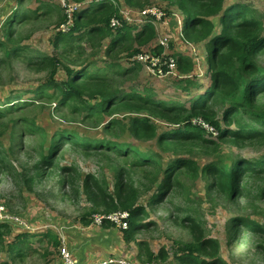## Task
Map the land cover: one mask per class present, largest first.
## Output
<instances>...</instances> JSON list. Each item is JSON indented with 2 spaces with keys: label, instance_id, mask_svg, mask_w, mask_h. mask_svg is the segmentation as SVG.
Segmentation results:
<instances>
[{
  "label": "rangeland",
  "instance_id": "obj_1",
  "mask_svg": "<svg viewBox=\"0 0 264 264\" xmlns=\"http://www.w3.org/2000/svg\"><path fill=\"white\" fill-rule=\"evenodd\" d=\"M253 2L259 11L264 13V0ZM151 5L159 7L165 11L166 15H179L180 10H168L161 0H153ZM120 8L134 10L133 18H136L138 14L135 12L137 10L128 5L121 4ZM62 14H64L63 10ZM217 18H212V20L216 22ZM137 24H139L138 19L134 25ZM56 25L57 23L51 24L50 27L47 25L38 38L23 37L24 40H20L16 46L27 47H24L17 57L5 58L0 48V58H3V61L0 62V107L5 104L6 98L14 97L15 92L22 95L21 100L30 99V102H22L26 103L22 106V110L15 113L7 112L6 116L0 118V131L3 132L0 143L4 144V147H13V152L7 157L6 162L16 170L11 172V168L8 166L6 169L0 167V203L13 213L20 214L30 221L38 220L30 215V211L35 214L42 211L43 215L47 219L49 218L50 224L55 225L63 220L80 223L78 218L83 215L92 219L94 214L111 212L106 210L109 208L110 199L113 198L115 202V191H117L115 172L124 170L120 178L123 195L129 193V186L131 188L139 187L141 190L143 189L140 188L141 184L148 185L150 183L148 188L151 186L153 189L144 188V195L140 197L144 211L136 216L134 225H137L138 230H134L132 243L127 244L129 249L134 251V255L137 254V251L141 252L142 262L189 264L182 262L180 257L183 256L198 257L196 261L210 260L192 249L200 240L208 237L217 239L219 243V248L216 251L208 248L210 252L218 254L221 258V261L215 264H264V232L251 231L246 225H239L234 230L228 228L230 219L233 217L255 221L264 226V145L259 142L251 144L248 140H241L242 142L235 144L230 138L223 141L218 139L219 129L226 126L221 119L222 111L232 101L221 103L215 108L217 115L214 120L218 121V128L210 121H203L201 117H195L190 121L191 125L200 127V131L192 129V134L199 132L202 137L216 144L188 139L183 144L187 149L185 151L173 152V149H165L166 145L162 150L156 139L137 140L131 137L126 128L123 130V127L120 126L114 129L116 135L111 139L118 140L122 150L135 148L133 151L130 150V153L118 154L115 151H110L107 154L104 148H81L79 144L87 141L83 138L95 140L103 137L100 136L102 124L95 127V121L99 120L101 116L97 118L98 115H93L83 119L86 109H77L76 112L71 113L72 107L79 105L80 101L73 103L68 101L65 105L62 104L60 107L55 105L54 107L57 99L53 96L47 100V95L38 98L39 96L32 92H25L35 90L49 80L48 69L38 70L35 65H28L27 62L28 59H35L39 56L38 52L47 50H51L54 55H59L57 51L56 54L52 52V46L50 48L48 44L53 33H56L54 30ZM20 31L23 35H30L32 33L31 23H26ZM180 38L184 42L181 36ZM14 42L16 41L9 42L8 45L11 47L16 44ZM81 45L80 49L69 52L66 57H58L59 65L54 69L56 80L66 81V73L63 68L64 70L65 68L79 69L80 65L90 63L91 71L103 69L111 72L114 69L122 70L123 68L120 66L124 63L130 65L132 63L124 55L104 56L105 44L95 45L92 48L82 41ZM195 47L196 54L200 59L203 53L202 49L200 45H195ZM258 63L264 67V55L258 58ZM198 64L204 67V78L201 77L204 80L197 82V77L192 79L191 81L197 83L198 87H192L189 92L180 90L185 82H181L175 77L164 79L139 77L137 79L133 74H128L125 78L116 74L112 84L123 87L127 91L136 89L149 97L169 104H181L188 107L190 98L201 92L206 79L209 78L207 65L205 67L203 61L194 65L197 67ZM199 70L200 68H196V71ZM144 86L151 87L153 91L156 88L160 89L161 93L143 92L141 88ZM191 86L189 84L188 88ZM199 87L200 89H198ZM209 91L207 90L205 93ZM48 92L52 93V90H48ZM1 109H4L3 106ZM111 117L124 120L130 117V114L118 113ZM111 117L103 116V121ZM198 119L204 122L207 127H204ZM231 119L230 127L233 129L256 126L243 112L236 113ZM152 120L157 125V133L184 127L183 124H167L157 118ZM24 122H30L34 127L23 126ZM256 127H259L258 124ZM70 136L74 141L70 139ZM149 150L158 154L155 157L159 159V163L152 166L151 163L145 167H150V171L138 168L134 164L135 152L140 153L139 157H141L150 154ZM40 152L45 153L46 156L40 158ZM176 157H184L196 162L195 174L186 169H177L170 183L164 184L163 190H158L159 183L155 184V182L160 181L164 168L171 159ZM37 160L39 166L34 169L32 164ZM235 162L247 163L251 168L245 170L241 175L238 192L229 197L227 194L219 192L218 189L220 186L229 188V168ZM45 163L50 164L49 168H44ZM207 163H211L218 170L211 174L199 173L200 168ZM25 168L27 169L25 172L16 175ZM90 174L102 180L100 184L101 196L97 195L92 188L93 182L88 181V188L85 183L83 184V179L85 177L87 179V175ZM30 177H32L33 183L29 184L32 185L36 193L26 189L28 183L26 184L25 180ZM241 193L244 196H241ZM115 211L120 210L115 209L112 212ZM37 217H40L39 213H37ZM39 221L43 222V220ZM109 223L105 222L106 225ZM130 226L131 223L130 225L128 223L126 228L120 229L121 235H123V231L132 229ZM141 241L146 245L140 247L138 243ZM148 251L152 256H149ZM34 256L33 254L26 259L25 264L41 263L40 258L37 260Z\"/></svg>",
  "mask_w": 264,
  "mask_h": 264
},
{
  "label": "trees",
  "instance_id": "obj_2",
  "mask_svg": "<svg viewBox=\"0 0 264 264\" xmlns=\"http://www.w3.org/2000/svg\"><path fill=\"white\" fill-rule=\"evenodd\" d=\"M77 1V0H75ZM80 1V0H78ZM83 1V0H81ZM167 1L170 5H175L182 13V37L188 42H204V48L206 51V63L210 72L211 86L209 92L203 93L197 96L191 101L188 107L181 104H169L165 101L149 97L146 94L139 92L136 89L125 90L123 87H117L112 84V80L116 76L125 78L129 72V68H123V70L114 69L111 72L103 69H95L91 71L89 69L90 63L86 65H80L79 69L63 68L66 73V81L56 80V71L54 69L59 65L58 57H66V54L72 51H77L82 47L81 41H86L92 48L95 45H100L101 40L106 36L115 35L120 38H114L105 45L103 49L104 56H120L123 53L125 58L129 60L132 68L145 67L142 63L132 60L131 57L139 52H142L140 47L145 46L148 42L155 37V31L152 26L153 19L148 18L140 28L136 25L120 20L119 10L121 4L118 0H98L95 3L87 4L85 7H81L74 13V22L70 27V30L64 34H58V40L60 36H65L62 41V49L59 55H46L40 53L35 59H28L27 64L35 65L36 69H48L49 80L43 85L32 91L34 95L39 96L47 95V100L51 96L57 99V103L54 104L60 107L62 104H66L68 101L72 103L80 101L79 105H75L71 109V113L77 111V109H86V117L98 115L99 120L95 121V127L102 124V133L100 139L89 140L85 137L83 139L86 142L80 143V147L87 148H104L106 152L115 151L118 154H128L130 150L135 148L122 150L119 147V141H114L111 138L114 137V129L116 127L126 128L131 137L137 140H150L156 139L161 149H173V152H182L185 149L183 145L188 139H197L203 143H214L213 141L206 139L200 135V133L192 134L191 130L200 131V127L197 125H191L190 121L195 117H201L203 121H210L218 128V121L216 118V107L221 103H226L231 100L232 103L225 107L222 111L221 119L225 123L224 128L219 129L218 139L223 141L226 138L233 140L235 144L248 140L251 144L259 142L264 145V67L258 63V58L264 55V13L259 11L252 3L244 0H230L228 4H225V0H163ZM152 0H123L125 5L139 11L143 8L151 5ZM15 15V14H13ZM62 20L65 17L62 14ZM112 17L118 18L120 25L112 28L110 26V19ZM218 17L216 22H213L212 18ZM15 16L8 17L1 26L0 36V48L5 58L11 59L20 55L21 50L24 47H17L19 43L18 38H15ZM59 22V23H60ZM57 23V24H59ZM218 27L215 30V27ZM85 28V36H82V32H79L82 28ZM140 29V30H139ZM133 30H137L132 34ZM78 31V32H77ZM96 35V36H95ZM13 46L8 45L9 42H13ZM134 44L138 46L133 47ZM163 49V47H162ZM161 47L157 45L155 52H160ZM173 57L177 59V69L183 74H190L187 72L192 71V60L179 52H171ZM3 58H0V62ZM106 61V59H105ZM146 70V69H145ZM147 71V70H146ZM148 72V71H147ZM58 73V70H57ZM192 76V75H191ZM123 81V80H122ZM186 83H191L188 77L180 79ZM48 90H52L49 93ZM14 97H8L5 100V104L0 107V118L7 115V112L15 113L18 110H22V106L30 102L29 100H21L22 95L19 92H15ZM15 99V100H14ZM92 103V104H90ZM3 106L4 109H1ZM54 109V108H53ZM4 110V111H3ZM245 113L256 126H246L240 129H233L230 127L231 117L236 113ZM118 113H128L130 117L122 120L115 116ZM104 117H111L108 120L103 121ZM153 118L160 119L167 124L178 125L183 124V128L173 129L172 131H164L157 133V125L153 122ZM23 126L34 127L32 123H23ZM3 132L0 131V140ZM70 139L74 141L72 136ZM216 144V143H214ZM41 146V145H39ZM217 146V145H216ZM13 152V147H4V144L0 143V167L1 169L11 168V172H15V168L7 163V157ZM140 152V151H139ZM150 154L147 156L139 157L140 153L134 154V164L138 168H145L146 166L155 165L159 163V159L156 158L155 152L149 150ZM40 158L46 156L44 153H39ZM39 160V159H38ZM32 164V168L37 169L39 161ZM196 162L184 158L176 157L170 160L169 164L163 170V176L158 184V190H163L164 184H169L173 174L177 169H186L189 172L195 174ZM44 168H49L50 164L45 163ZM247 163L235 162L229 168V188L219 187L218 191L227 194L229 197L232 194L238 192L240 187V177L245 170L249 169ZM150 171L149 168H145ZM26 168L22 172H18L16 175L25 172ZM185 170V171H186ZM218 168L212 166L211 163H207L200 168L199 173L211 174L215 173ZM10 172V170H8ZM124 170H117L115 176L117 178L115 191V202L113 198L108 203L109 208L107 212L113 210H122L129 213L128 223L131 228L124 232L122 238L125 243H131L133 239L134 230L137 229V225H134L136 216L144 211L143 206L140 203V197L144 195L145 189H152L149 185L141 184L139 189L129 186V193L123 195L122 191V173ZM83 179L86 188L89 186V182H93L92 187L97 195L101 196L102 180L94 175H87ZM26 188L29 192H35L32 187L33 179L25 180ZM31 183V184H29ZM161 185V186H160ZM135 186V185H134ZM156 189V188H155ZM153 190V189H152ZM36 193V192H35ZM241 196H244L241 193ZM1 204V203H0ZM4 205V204H3ZM5 206V205H4ZM7 208V207H6ZM120 208V209H119ZM9 210V209H8ZM10 211V210H9ZM12 212V211H11ZM110 213V212H109ZM81 224L88 225L92 222V219L87 215H83L78 218ZM105 224V222H104ZM110 224V223H109ZM112 225V224H110ZM239 225H246L249 230H258L264 232V226L248 219H241L240 217H233L230 219L229 229L234 230ZM10 230L9 223H0V252L4 247V235ZM30 236H35L34 233L25 231L15 235V240L8 248L10 251L16 247L19 248V255L23 256L25 250L21 252L22 243L29 241ZM42 239L46 238L47 244H52L55 247L58 245L56 234L50 230L39 235ZM26 245V244H25ZM140 247L146 245L144 242H139ZM208 248L218 250L219 243L214 238H204L200 240L197 245L192 247L193 250L198 251L201 256H206L210 260L201 259L196 261L198 257L195 256L180 257L184 263L200 264H215L221 261L218 254L210 252ZM28 250L32 248L27 247ZM148 250V249H147ZM264 250V247H263ZM19 252V251H18ZM149 256L152 254L148 251ZM141 252L137 251L136 260L141 261ZM180 256V255H179ZM149 263V262H148ZM0 264L4 263L0 259Z\"/></svg>",
  "mask_w": 264,
  "mask_h": 264
},
{
  "label": "crops",
  "instance_id": "obj_3",
  "mask_svg": "<svg viewBox=\"0 0 264 264\" xmlns=\"http://www.w3.org/2000/svg\"><path fill=\"white\" fill-rule=\"evenodd\" d=\"M89 1H90L89 4H92L98 0L95 1L89 0ZM118 1L120 4L125 5L123 3V0H118ZM161 1L168 7L167 8L168 10L179 11V9L175 5H170L167 3V1H163V0ZM244 1L252 3L253 6L257 8V6L253 2L255 0H244ZM229 2L230 0H225V4H228ZM178 13L180 16H182V13L180 11ZM11 16H15L16 19L15 27H14L16 31L15 38H18L19 41L20 40L23 41L24 40L23 37L38 38L40 36L41 31L45 29L47 25H49L50 27L51 24L53 25L55 23H59L60 20H62L63 15L60 6L55 1L52 0H0V29L3 22L8 17ZM145 21L146 19L139 21V24H137L136 27L140 28L143 24H145ZM29 22L31 23L32 33L30 35H23L20 29L26 23ZM151 24L155 31V37L152 38L147 45L140 47V49L143 52H155L154 50L157 45H159L162 49V46L159 44V39L161 37L167 36L169 39V46L167 51L179 52L182 55L190 58L193 61V64L195 63H194V58L190 54L189 44H193L196 46L200 45L203 53L200 56L201 57L200 59L198 57V62L203 61L206 67L207 63H206V51L204 48V42H196V43L195 42L189 43L187 41L183 42L179 36L182 33V28L178 27V25L175 23L174 17L171 14L165 16L163 21H157L155 23L152 22ZM217 29L218 27L216 26L215 30ZM136 31L137 30H133L132 34H134ZM79 32H82V36H85V39L87 38L84 27ZM58 34L59 33H53L52 35L53 37H51V41H48V44L50 45V48L52 46L53 49L52 52L54 53L56 51L57 52L61 51L62 41L65 39V36H60L58 40ZM0 36H1V30H0ZM114 38H120V37L116 36V34L106 36L101 40V43L108 45L109 42ZM136 46L138 45L137 44L133 45V47ZM38 53L39 54L44 53L46 55H54L53 53H51V50L50 51L47 50L46 52H38ZM119 55H123V53H120ZM120 67L122 68L128 67L129 74L135 75L137 79L139 77H142L143 79L144 78L152 79V76L142 66L139 68H132L129 63L126 64L124 63ZM192 68H193L192 71L187 72L190 74H183V75L181 74L182 76L178 78L179 81L180 79L185 77H188L190 79L191 83L185 82L183 88L180 89L182 91L184 90V92H189L192 87H198L197 83L191 81L192 79L194 80L197 77L196 78L197 82H201L204 80L203 79L204 76L199 75L198 72L196 71V68H200V71H202L204 67L201 64H198L197 67L193 65ZM200 76H202L203 78H201ZM154 78L155 77H153V79ZM208 82H209L208 79H206L204 88L201 90V92L190 98L189 104L197 96L202 95L205 92V90L210 89V87H208ZM189 84L192 85L190 88H188ZM210 86H211V82H210ZM198 89H200V87ZM141 90L143 92H149V93H152L154 91L157 92L158 94L161 93L160 89L156 88L153 91L151 87H145V86L142 87ZM37 213L40 214V217H37ZM30 215L33 216L34 219L38 218V222H37L38 228L33 231H28L34 233L35 236H30L29 241L27 242L25 241L24 243H22L23 246L21 247V252L26 249L23 256L19 255L20 250L18 247L10 251L8 246L11 243H13V241L15 240V235L25 232L26 230L21 229L16 224H9L10 230L6 235H4V247H3V251L0 252L1 255L0 259L4 263L25 264L26 259H28L31 255L34 254L35 255L34 258H37V260H39L40 258L41 263L39 264H60L61 257L59 256L58 249L62 241L67 246L73 258L82 264H98L102 262L104 259H107V257H125L128 259L129 258L134 259L137 264L142 263L136 260L135 258L136 255H134V251L130 250L127 243L124 242L122 235L120 233V229L114 227L113 225L110 224L95 225L92 222L88 225H84L78 222L75 223V222L63 220L57 222L55 226L54 224H50L48 222L49 218L47 219L45 215H43L42 211L36 212V214L33 211H30ZM39 220H43V222ZM47 230L48 231L50 230L51 232L56 234L57 240L59 242L56 247L50 243L49 244L45 243L46 238L42 239V241H39L41 239L39 235L46 232ZM28 246H30L32 249L28 250L27 249Z\"/></svg>",
  "mask_w": 264,
  "mask_h": 264
},
{
  "label": "built area",
  "instance_id": "obj_4",
  "mask_svg": "<svg viewBox=\"0 0 264 264\" xmlns=\"http://www.w3.org/2000/svg\"><path fill=\"white\" fill-rule=\"evenodd\" d=\"M61 7L64 12V21L60 22L55 27V32L59 33H67L70 30V27L74 22V13L80 9L81 7H85L88 4V0L84 1H73V0H53ZM134 10H130L127 8H120L119 14L121 18L120 20H124L126 22H130L134 24L138 19L139 21L145 20L148 18L153 19V23L157 21H163L166 13L161 10L159 7L154 5H149L142 10L135 11L138 12L136 18L132 17ZM175 23L178 27L182 25V16L178 14H171ZM118 18L112 17L110 19V26L112 28L120 25ZM190 43V42H189ZM159 44L163 47L160 52H139L131 57L132 60L142 63L148 73L156 78L164 79L165 77H180L179 71L177 69V59L173 57L170 53L171 51H167L169 46V39L167 36L161 37L159 39ZM189 50L191 56L194 58V63H198V55L196 54V47L193 44H189ZM199 75L203 76V70L197 71ZM197 76V75H196ZM199 122L202 123L204 127L207 125L198 119ZM203 120V119H202ZM129 213L127 211H115L110 212L108 214H94L92 216V223L95 225H103L104 222H110L114 227L118 229H124L128 225ZM38 220L30 221L23 217L20 214L13 213L9 211L3 204H0V223H9L16 224L21 229L26 231H33L38 228L37 226ZM59 256L61 257L60 264H82L73 258L71 253L69 252L67 246L62 241L59 249ZM98 264H137L135 260L128 259L125 257H107L102 262ZM140 264H149L147 262H142Z\"/></svg>",
  "mask_w": 264,
  "mask_h": 264
},
{
  "label": "clouds",
  "instance_id": "obj_5",
  "mask_svg": "<svg viewBox=\"0 0 264 264\" xmlns=\"http://www.w3.org/2000/svg\"><path fill=\"white\" fill-rule=\"evenodd\" d=\"M53 1V0H52ZM74 1V0H73ZM84 1V0H83ZM89 2L90 1H88V4H89ZM58 4V3H57ZM182 20H183V15H182ZM58 25V24H57ZM181 28H182V25H181ZM56 33H59V32H56ZM64 34H66V33H64ZM179 36H181L182 37V33H181V35H179ZM183 38V37H182ZM184 40V39H183ZM185 41V40H184ZM188 42V41H187ZM190 43H192V42H190ZM192 63H193V61H192ZM194 65V64H193ZM208 67V66H207ZM209 70V69H208ZM179 74H180V77L182 76L181 75V73L179 72ZM192 75V74H191ZM204 76V75H203ZM153 77V76H152ZM200 77H202V76H200ZM156 78V77H155ZM166 78V77H165ZM175 78H179V77H175ZM160 79V78H159ZM208 80H209V82H211V79H210V72H209V78H208ZM208 82V87H210V83Z\"/></svg>",
  "mask_w": 264,
  "mask_h": 264
}]
</instances>
